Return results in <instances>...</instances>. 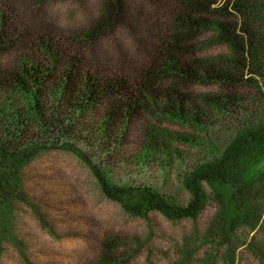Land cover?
<instances>
[{"label":"trees","instance_id":"1","mask_svg":"<svg viewBox=\"0 0 264 264\" xmlns=\"http://www.w3.org/2000/svg\"><path fill=\"white\" fill-rule=\"evenodd\" d=\"M125 7L126 0H106L105 14L72 38L76 50L44 34L26 43L27 53L7 63L11 51L29 38L9 20V11L0 9V252L10 247L29 264L26 251L32 242L14 228L16 204H28L24 170L40 153L72 146L100 192L134 217L157 213L169 221H194L207 199L201 183H208L231 211H221L208 235L214 236L225 259H233L237 233L256 230L249 248L264 264V170L244 177L264 154V119L257 109L262 105L255 99L264 84V0H170V32L158 39L144 65L119 72L86 63L81 47L104 28L128 22ZM212 45L223 46L225 54L202 57ZM202 85L214 90L195 93ZM242 95L247 100L253 96L249 107L242 104ZM151 111L209 141L210 133L229 115L245 116L231 143L223 148L211 143L212 153L198 160L187 158L191 163L179 174L189 195L184 204L137 174L120 177L119 171L128 166L143 170L156 157L148 147L132 156L118 144L125 125ZM99 112L95 122L90 114ZM143 139L157 146L151 136ZM177 139L190 146L198 138ZM162 148L163 166L180 155ZM30 206L42 221L40 208Z\"/></svg>","mask_w":264,"mask_h":264},{"label":"rangeland","instance_id":"2","mask_svg":"<svg viewBox=\"0 0 264 264\" xmlns=\"http://www.w3.org/2000/svg\"><path fill=\"white\" fill-rule=\"evenodd\" d=\"M105 1L0 0V9L9 11V20L29 38L11 51L5 63L11 62L21 52L27 53L26 43L29 45L30 40L44 34H50L64 47L76 50L78 47L72 38L105 14ZM224 1L216 0L217 3ZM125 8L129 20L126 24L104 28L93 37V41L87 42L92 45L81 47L86 63L119 72L136 70L147 62L158 39L169 34L170 0H126ZM225 52L223 46L212 45L203 50L201 56L210 58ZM261 85L262 94L255 99L262 105L257 109L264 119V84ZM212 90L205 85L194 88L197 94ZM243 97L242 104L249 107L253 96L249 100ZM101 112L90 116L98 122ZM229 116L232 117L222 120L216 132L210 133V141L160 112L151 111L140 119L132 120L125 125L124 133L120 131L123 138L118 140V144L121 142L120 146L127 148L125 152L132 156L141 152L142 147H148L156 157L143 170L128 166L125 172L119 171L120 177L137 174L138 179L149 181L162 193L184 204L189 195L179 183V174L184 173V166L191 163L187 158L191 156L198 160L206 153H212L211 143L217 148L231 143L245 116L241 113ZM143 136L154 138L157 146L148 145ZM181 137L198 139L188 146L187 142L176 140ZM163 146L171 150V155L175 151L180 154L166 166H163ZM74 149L72 146L51 148L34 157L24 170L28 204H16L14 228L19 237L32 242V247L26 251L29 264H260L249 248L250 238L256 230H240L238 241L231 236L236 243L231 250L233 259H225L216 239L212 240L214 236L208 235V229L216 224L221 211L231 212L230 205L224 204L225 201L222 203L208 183H201L207 199L203 211L194 221H169L157 213L147 218L134 217L100 192L85 161L77 156ZM262 170L264 154L244 177L248 179ZM138 179L136 181H140ZM225 199L229 200L228 197ZM33 203L40 208L42 221L30 206ZM0 264L26 263L15 250L3 246Z\"/></svg>","mask_w":264,"mask_h":264}]
</instances>
